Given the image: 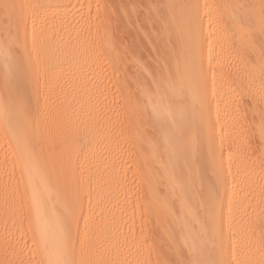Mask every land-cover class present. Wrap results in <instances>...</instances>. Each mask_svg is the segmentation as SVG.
Masks as SVG:
<instances>
[{"label":"bare ground","instance_id":"6f19581e","mask_svg":"<svg viewBox=\"0 0 264 264\" xmlns=\"http://www.w3.org/2000/svg\"><path fill=\"white\" fill-rule=\"evenodd\" d=\"M0 264H264V0H0Z\"/></svg>","mask_w":264,"mask_h":264},{"label":"rangeland","instance_id":"374dc122","mask_svg":"<svg viewBox=\"0 0 264 264\" xmlns=\"http://www.w3.org/2000/svg\"><path fill=\"white\" fill-rule=\"evenodd\" d=\"M100 11L104 12V13L102 14L103 17H105V16L107 15V13H108V9H107L106 6H102V7H100Z\"/></svg>","mask_w":264,"mask_h":264}]
</instances>
